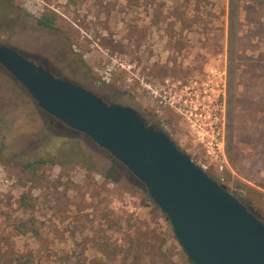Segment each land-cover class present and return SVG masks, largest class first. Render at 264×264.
Here are the masks:
<instances>
[{
    "label": "rangeland",
    "instance_id": "rangeland-1",
    "mask_svg": "<svg viewBox=\"0 0 264 264\" xmlns=\"http://www.w3.org/2000/svg\"><path fill=\"white\" fill-rule=\"evenodd\" d=\"M227 8L228 0H0V43L109 101H124L126 91L264 219V0H238L231 121ZM45 15L51 27L38 24ZM220 102L222 170L200 143L210 139ZM65 134L0 65V264L14 250L32 251L34 264H188L152 200L100 174L112 165L123 172L101 147H88L97 153L96 171L75 164L74 146L58 150L63 166L22 169L52 151L48 136Z\"/></svg>",
    "mask_w": 264,
    "mask_h": 264
},
{
    "label": "water",
    "instance_id": "water-1",
    "mask_svg": "<svg viewBox=\"0 0 264 264\" xmlns=\"http://www.w3.org/2000/svg\"><path fill=\"white\" fill-rule=\"evenodd\" d=\"M0 65L41 110L85 134L143 184L192 264H264V223L165 131L2 43Z\"/></svg>",
    "mask_w": 264,
    "mask_h": 264
},
{
    "label": "trees",
    "instance_id": "trees-1",
    "mask_svg": "<svg viewBox=\"0 0 264 264\" xmlns=\"http://www.w3.org/2000/svg\"><path fill=\"white\" fill-rule=\"evenodd\" d=\"M237 16H238V0H228V8H227V56H228V84H229V90H228V109H227V117L229 121L232 120V116L234 114V107H235V100L236 95L233 91V80H234V73H235V62L237 58V40H238V31H237ZM38 24L42 25L43 27H51L52 26V18L48 16H42L41 18H38ZM46 114L47 120H52L56 122L57 128H59L62 131H65V135H51L48 136L49 142H48V148L52 150L48 153H38L37 158L27 161L23 164L22 169L24 171H36L40 166L43 165H51V166H63L64 162L58 157L57 152L58 150H63L64 148H67L69 146H74L75 150L77 151L75 158L77 160L75 164L79 166H83L87 170L96 171V160L94 155L97 153L95 150L89 149L88 147H91V142L94 143L90 138H88L85 134L82 132L73 130L60 122L58 119L54 118L53 116ZM95 144V143H94ZM96 145V144H95ZM98 146V145H97ZM47 148V149H48ZM88 151H91L93 153V156H89L87 154ZM230 157V153H229ZM73 161V160H72ZM71 161V162H72ZM121 166V170L123 172H115V167L112 165L111 168L106 170L105 172L100 173L103 177L110 179L112 182L121 185L125 189L129 190H135L139 191L150 199L147 192L144 190L143 184L135 177L133 176L129 170L123 166L119 162ZM207 172V170H205ZM208 174V173H207ZM209 175V174H208ZM117 176V177H116ZM210 176V175H209ZM135 179L141 186H135L133 185L130 180ZM231 194L234 195L232 191H230L224 184H222ZM264 188V184L262 186ZM237 195V194H236ZM234 195L237 197L244 205L245 207L251 211L255 216H257L263 223L264 219L261 216H258L246 203L237 195ZM27 196L23 195L21 197V203H25V198ZM151 200V199H150ZM23 205V204H21ZM158 207V206H157ZM165 218L168 220L167 216L164 214ZM16 229L20 231L21 233H29L31 232L32 228L28 226L26 223H18L15 225ZM172 229V227H171ZM173 231V229H172ZM174 234V232H173ZM175 237V235H174ZM176 238V237H175ZM177 239V238H176ZM178 241V240H177ZM179 245L181 246L180 242L178 241ZM182 248V246H181ZM183 249V248H182ZM35 256L33 255L32 251H19L14 250L12 252H9L5 258L2 259L1 264H34ZM188 264H192V262L187 258Z\"/></svg>",
    "mask_w": 264,
    "mask_h": 264
},
{
    "label": "built area",
    "instance_id": "built-area-1",
    "mask_svg": "<svg viewBox=\"0 0 264 264\" xmlns=\"http://www.w3.org/2000/svg\"><path fill=\"white\" fill-rule=\"evenodd\" d=\"M218 105V104H217ZM220 107L218 112L214 114V120L209 123V129L211 132L210 139H206V143L203 138L200 139V143L206 149L210 159L216 162L218 170H222L223 164L221 163V158L225 159L224 148H223V108L222 103L220 102ZM202 169L206 170L205 165H200Z\"/></svg>",
    "mask_w": 264,
    "mask_h": 264
},
{
    "label": "flooded vegetation",
    "instance_id": "flooded-vegetation-1",
    "mask_svg": "<svg viewBox=\"0 0 264 264\" xmlns=\"http://www.w3.org/2000/svg\"><path fill=\"white\" fill-rule=\"evenodd\" d=\"M1 44V43H0ZM2 44H5V43H2ZM5 45H8L10 47H13L15 49H17L15 46H12L10 44H5ZM18 50V49H17ZM19 52H21L22 54H24L30 61H32L33 63H35L36 65L40 66V67H43L44 69H46L47 71H49L51 74H53L54 76H57V77H60V75L56 72H54L48 65L47 63H45L44 61L38 59V57L36 56H33V55H30V54H26L20 50H18ZM61 78H64V79H67L65 77H61ZM69 80V79H67ZM69 81H72V80H69ZM76 84H79L81 85L80 83L76 82V81H72ZM83 86V85H81ZM84 87V86H83ZM86 88V87H85ZM87 89V88H86ZM99 96V95H98ZM101 97V96H100ZM122 97L124 98V101H109L107 99H104L103 97H101L104 101L106 102H109V103H120L122 105H127V106H130L132 108H134L140 115L141 117L145 120L146 123L148 124H152V125H156L155 123H152L149 119L146 118V116L144 115V113L142 112L141 110V107L139 106L138 102L134 101L132 96L128 95V93L126 91H122ZM50 123L56 125V122L50 120Z\"/></svg>",
    "mask_w": 264,
    "mask_h": 264
}]
</instances>
